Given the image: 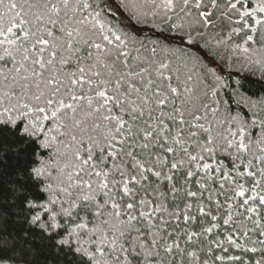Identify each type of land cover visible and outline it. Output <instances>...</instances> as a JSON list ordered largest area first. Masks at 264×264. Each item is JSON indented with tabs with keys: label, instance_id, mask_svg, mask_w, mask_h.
Wrapping results in <instances>:
<instances>
[{
	"label": "snow or ice",
	"instance_id": "1",
	"mask_svg": "<svg viewBox=\"0 0 264 264\" xmlns=\"http://www.w3.org/2000/svg\"><path fill=\"white\" fill-rule=\"evenodd\" d=\"M5 138L0 264H264V0H0Z\"/></svg>",
	"mask_w": 264,
	"mask_h": 264
},
{
	"label": "trees",
	"instance_id": "2",
	"mask_svg": "<svg viewBox=\"0 0 264 264\" xmlns=\"http://www.w3.org/2000/svg\"><path fill=\"white\" fill-rule=\"evenodd\" d=\"M135 2V0H133ZM128 13L125 12L123 9H120L116 16L117 18L121 16H127ZM115 22V21H114ZM134 28L141 27L139 25H133ZM145 35H149L152 39H157V36L153 34V31L147 27L143 28V33ZM213 66L215 67V62H213ZM221 74L225 77V79H235L237 76H245L246 77V83L251 85H258L259 83V76L260 72L258 69L256 70H249L246 66H243L241 63H234L231 68L227 64L223 65ZM253 90L257 91L259 93V88L256 87ZM227 99L228 97L225 96ZM13 147V145L5 138L0 139V152H3L5 149H10ZM47 253L41 254L39 257L36 258L37 264H45V260L47 259Z\"/></svg>",
	"mask_w": 264,
	"mask_h": 264
}]
</instances>
